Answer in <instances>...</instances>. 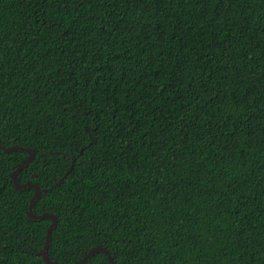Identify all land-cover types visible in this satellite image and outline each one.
Wrapping results in <instances>:
<instances>
[{"label":"trees","instance_id":"obj_1","mask_svg":"<svg viewBox=\"0 0 264 264\" xmlns=\"http://www.w3.org/2000/svg\"><path fill=\"white\" fill-rule=\"evenodd\" d=\"M0 145L57 264H264V0H0ZM26 157L0 264H46Z\"/></svg>","mask_w":264,"mask_h":264},{"label":"water","instance_id":"obj_2","mask_svg":"<svg viewBox=\"0 0 264 264\" xmlns=\"http://www.w3.org/2000/svg\"><path fill=\"white\" fill-rule=\"evenodd\" d=\"M0 149L4 152V153H9L12 151H24L27 154L26 159L20 163L15 170H13L10 174V178L12 180L13 186L15 189L17 190H23L26 188H31L34 189V195L32 196V198L29 201L28 204V211H27V215L29 217V219L31 220H42V219H50V225L48 226L47 230H46V234L44 237V242L42 245V248L39 251V255L41 256V258L43 259V261L46 264H57L53 261L50 260V258L47 256L46 250L48 248L49 242H50V236L51 233L57 223V218L55 215L53 214H49V213H43L41 215H36L33 213V205L35 203V201L40 197L41 193L43 192V190L40 189L39 186H37L36 184H33L31 182H27L24 184L19 183L18 179H17V174L18 172L25 167L32 159H33V152L30 149L24 148V147H20V146H11L8 148L3 147L2 145H0ZM104 253L107 256V260L110 264H116L112 257L110 256L108 250L102 246H95L92 247L91 249L88 250V252L76 263L74 264H83L84 262H86L92 255H94L95 253Z\"/></svg>","mask_w":264,"mask_h":264}]
</instances>
